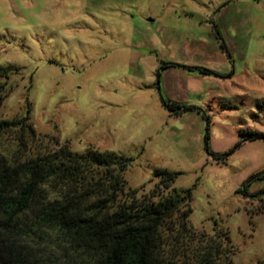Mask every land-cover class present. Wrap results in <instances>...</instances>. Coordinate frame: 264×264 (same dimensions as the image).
Segmentation results:
<instances>
[{
	"label": "rangeland",
	"instance_id": "1",
	"mask_svg": "<svg viewBox=\"0 0 264 264\" xmlns=\"http://www.w3.org/2000/svg\"><path fill=\"white\" fill-rule=\"evenodd\" d=\"M0 68V120L130 159L132 189L179 172L190 224L226 231L233 264H264V140L245 133L264 134V0H0ZM30 245L66 262L58 235Z\"/></svg>",
	"mask_w": 264,
	"mask_h": 264
},
{
	"label": "trees",
	"instance_id": "2",
	"mask_svg": "<svg viewBox=\"0 0 264 264\" xmlns=\"http://www.w3.org/2000/svg\"><path fill=\"white\" fill-rule=\"evenodd\" d=\"M8 78L0 68V108ZM29 120H0V147L6 133L16 142L10 156L0 150V264H47L30 244L49 233L65 245L66 262L55 264H233L226 231L209 235L190 224L192 189L174 187L179 172L156 169L149 191L129 188L130 159L95 148L74 152ZM43 139L52 148L33 150Z\"/></svg>",
	"mask_w": 264,
	"mask_h": 264
}]
</instances>
